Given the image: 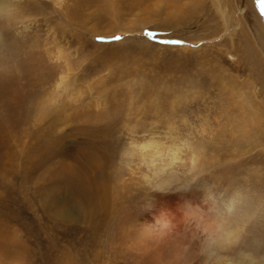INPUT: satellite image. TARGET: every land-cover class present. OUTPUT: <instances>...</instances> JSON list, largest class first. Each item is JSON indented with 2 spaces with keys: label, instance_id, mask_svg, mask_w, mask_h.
Returning a JSON list of instances; mask_svg holds the SVG:
<instances>
[{
  "label": "rangeland",
  "instance_id": "1",
  "mask_svg": "<svg viewBox=\"0 0 264 264\" xmlns=\"http://www.w3.org/2000/svg\"><path fill=\"white\" fill-rule=\"evenodd\" d=\"M36 2V36L0 69V264L191 257L211 210L182 206L178 220L147 205L150 169L166 160L150 166L147 143L177 149L170 169L195 173L189 185L215 190L212 174L234 168L229 189L254 204L246 231L264 237V18L253 1Z\"/></svg>",
  "mask_w": 264,
  "mask_h": 264
},
{
  "label": "bare ground",
  "instance_id": "2",
  "mask_svg": "<svg viewBox=\"0 0 264 264\" xmlns=\"http://www.w3.org/2000/svg\"><path fill=\"white\" fill-rule=\"evenodd\" d=\"M36 1L37 0H0L1 70H3V68L9 63V58L12 56L11 54H13L12 52H14L17 47L23 48V46L28 41L26 40V37L28 36L30 40L36 33V27L38 26V20H36V16L43 13V8L38 10L35 9L34 6L37 4ZM46 1L51 3L52 5L54 3L56 7L57 5H59V7H62L64 5V0H41L42 3H45ZM252 1L255 4V0ZM241 10L242 9H239V12H241ZM43 16H45V14ZM220 16L222 20L225 21L224 24H226V12H224V10L220 11ZM42 20H44V22L47 24L46 28L48 29L50 27V24L48 22L50 21V19L44 18ZM54 30V28L48 29L49 36H51L50 34H53ZM8 37H11V40H8ZM42 41L44 43V39ZM45 52L46 51H44V53ZM57 53H59V51ZM13 64L16 65L15 63ZM63 68L68 70L69 67L67 64V60L63 61ZM10 70L13 69L11 68ZM63 79L64 78H60L59 85H62L61 80ZM73 84L74 83L70 82V80L63 83V91L71 88ZM155 146L156 144L154 143H147L141 148V150L150 149L152 151L151 154H149L150 151L148 152V155L152 157L150 158L149 162L150 166H153L155 160H160L162 156L163 159L166 158L164 162H160L158 164V167H153L152 170L150 169V172H152V177H148L147 182L154 191L148 196V198H146L145 201H147V205L163 212V214L168 218H175L178 220L181 217L180 208L182 206L191 208L194 205L200 207V210L202 211L208 209L211 210V215H208L210 217H208L209 221L204 222L202 226H197V235L195 239H193L194 241L184 249L182 254H184L188 249L195 247L196 245L199 246L200 249L194 253L191 252V257H188L185 254L184 255L186 257L181 255L176 260V264H264V237L262 236L261 238L260 236L256 235V230H258L256 227L252 226V228L246 231L247 221L251 220V218L253 220V214L255 212L254 204H249V197L248 195L245 196L243 194V191L232 188V190L229 189V186H231V184L233 185L234 183V171L232 170L234 168H226L223 171L212 174L211 176V179L213 178V183H215L213 180H219V183L221 184H223V181H225L228 184L226 189H223V186L221 184L217 185V181L215 183L216 188L215 190H213L212 185L207 183L205 179L200 181L197 179L198 182L195 181L192 185H189L191 182H193L192 180H194L195 173L190 178L180 180L178 175H176L174 172H172L173 170L170 169L173 164L179 159L177 155L178 150L170 148L167 149V151L165 149H161L163 151H160L158 146ZM165 153L166 155L164 156ZM195 160L196 159L194 158L191 159L190 163H195ZM192 170H195V167ZM192 170H190V172H192ZM236 181L234 185L239 187V183ZM219 189L222 190L219 191ZM178 190H182L184 193L178 194ZM190 202L193 203L190 204ZM204 212L206 213V211ZM156 214L157 213H155L154 215Z\"/></svg>",
  "mask_w": 264,
  "mask_h": 264
},
{
  "label": "snow or ice",
  "instance_id": "3",
  "mask_svg": "<svg viewBox=\"0 0 264 264\" xmlns=\"http://www.w3.org/2000/svg\"><path fill=\"white\" fill-rule=\"evenodd\" d=\"M255 4H256V7H257L261 17L264 18V0H255ZM145 35L152 37L155 35V33L145 32ZM97 39L99 40V39H103V38L98 37ZM112 39L120 40V39H122V37L116 36V37H113ZM158 43L164 44V45H183L185 42L183 40L177 39V40H160V41H158Z\"/></svg>",
  "mask_w": 264,
  "mask_h": 264
}]
</instances>
